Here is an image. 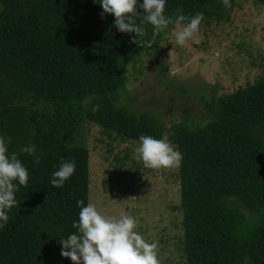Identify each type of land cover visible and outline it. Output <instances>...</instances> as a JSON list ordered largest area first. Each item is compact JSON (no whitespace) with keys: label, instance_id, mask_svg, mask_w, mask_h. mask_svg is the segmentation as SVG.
<instances>
[{"label":"trees","instance_id":"trees-1","mask_svg":"<svg viewBox=\"0 0 264 264\" xmlns=\"http://www.w3.org/2000/svg\"><path fill=\"white\" fill-rule=\"evenodd\" d=\"M221 1L166 0L164 15L175 21L182 9L188 18L219 16ZM99 2L0 0V136L28 171L27 186L14 181L17 206L0 228V264H73L60 255L59 241L78 232L72 224L88 204V153L75 143L81 121L138 142L164 133L150 111L130 112L116 97L125 60L155 49L175 22L151 47L142 43L153 33L144 24L147 35L134 44L135 33L119 32L112 14L101 18ZM202 104L208 114L202 124L183 116L166 136L183 157L177 168L183 262L264 264V75ZM27 145L36 146L39 164L21 152ZM67 161L75 162L74 174L53 187L52 173Z\"/></svg>","mask_w":264,"mask_h":264},{"label":"rangeland","instance_id":"rangeland-1","mask_svg":"<svg viewBox=\"0 0 264 264\" xmlns=\"http://www.w3.org/2000/svg\"><path fill=\"white\" fill-rule=\"evenodd\" d=\"M230 4L221 1L219 16L204 17L185 45L175 42L174 23L155 49H143L123 63L125 83L116 100L130 112L148 110L157 117L164 126L161 139L183 116L202 124L208 117L203 99L264 75V0ZM75 143L88 153L87 203L106 216L134 217L135 231L158 242L160 264H184L177 168H145L135 159L138 141L87 120L76 127Z\"/></svg>","mask_w":264,"mask_h":264},{"label":"clouds","instance_id":"clouds-1","mask_svg":"<svg viewBox=\"0 0 264 264\" xmlns=\"http://www.w3.org/2000/svg\"><path fill=\"white\" fill-rule=\"evenodd\" d=\"M99 3L103 9L101 18L104 14H112L115 18L114 26L119 32L135 33L131 41L134 44H137L138 37L147 35L143 25L150 24L153 28L152 39L142 41L149 47L155 42L156 35L174 22L178 29L175 42L185 45L199 31L204 19L203 13L188 18L180 14L182 9H178L173 21L171 17L164 15L166 0H143L139 4V8L143 10L141 15L136 11L138 0H100ZM222 3L226 7L231 6L230 0H222ZM137 17L140 18L139 24ZM87 105L88 101L85 100L82 106L87 108ZM98 110L99 105L91 108L93 113ZM21 152L34 156V162L39 164L40 157L36 155L35 145H27L21 148ZM134 153L135 159L142 162L145 168L154 170L178 168L183 158L166 138L156 139L150 135L139 137ZM75 170L74 161L61 163L59 169L52 173L51 185L62 187ZM14 181H18L20 186H27L28 171L16 153L8 155L6 140L0 136V228L8 223L7 212L17 206V184ZM77 204L84 205V201L77 200ZM72 227L78 232L61 239L59 243L60 255L69 258L73 264H160L158 242H148L135 231L137 221L130 215H121L119 218L106 216L90 202L80 207L79 219L73 222Z\"/></svg>","mask_w":264,"mask_h":264}]
</instances>
